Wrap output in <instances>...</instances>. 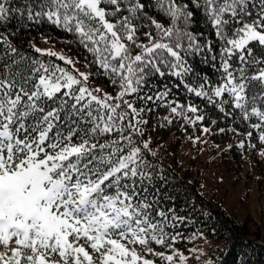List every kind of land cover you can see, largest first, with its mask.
I'll return each instance as SVG.
<instances>
[{"label": "snow or ice", "instance_id": "obj_1", "mask_svg": "<svg viewBox=\"0 0 264 264\" xmlns=\"http://www.w3.org/2000/svg\"><path fill=\"white\" fill-rule=\"evenodd\" d=\"M20 28H44L49 46L15 41ZM153 112L160 126L239 134L236 146L264 157L252 139L264 145V0H0V264H187L203 253L176 246L205 231L185 234L196 218L167 202ZM236 259L248 264V246Z\"/></svg>", "mask_w": 264, "mask_h": 264}, {"label": "trees", "instance_id": "obj_2", "mask_svg": "<svg viewBox=\"0 0 264 264\" xmlns=\"http://www.w3.org/2000/svg\"><path fill=\"white\" fill-rule=\"evenodd\" d=\"M8 26L18 27L15 19ZM194 30H203V25L199 23V15ZM44 31V28H41L39 32L34 29L20 28L13 35V39L22 45H27L30 40L39 42L43 40L39 33ZM51 31L54 33V40L63 35L56 29ZM55 44L64 47L58 40ZM75 52L76 50L73 49L70 53L75 55ZM196 63L199 70L212 73L210 64H201L198 59ZM94 83L111 91L106 79L94 78ZM195 99L204 103L199 98ZM166 111V108L160 109L161 113ZM211 114L221 115L215 108L211 109ZM152 117L153 119L147 125V134L153 138L151 146L157 152L156 159L165 165L166 176L170 178L163 192H166L169 197H175L174 200L169 199L167 202L175 204L180 215H191L196 218L197 222L192 225H187L185 221L187 226L185 234L197 228L205 231L204 237L197 236L191 241L177 243L176 246L187 249L189 245L206 238L214 242L215 252L211 256L219 261V264H240L236 259L238 253L242 246H248V264H264V221L258 223L252 220L253 218L247 214L248 211H245V207H242L245 211L244 216L240 217L238 214L240 210L237 208H240L243 203L237 207H230L227 206L225 198V195L232 193L238 199H243L246 198V190L264 187V157L255 149L249 150L247 145L241 150L235 144L236 136L239 134L231 131L201 134L198 125L193 128L192 125L186 124L181 128L180 123L174 120L171 124L165 122L163 126H160L158 123L160 117L156 112L152 113ZM253 120H255L254 117ZM226 121L234 123L241 132L248 130L247 125L239 120L232 121L231 118L226 117ZM204 122L210 123L211 120L209 118ZM223 126H225L224 121H218L215 125L216 128ZM252 131L256 148L264 146L256 139L255 130ZM190 136H199L202 142L194 143ZM229 143L233 145L230 149L225 147ZM219 173L231 177L230 181L227 183L225 178L226 182L222 188L218 186L220 189L216 186L210 189L204 187L208 177L222 182L223 179L219 177ZM242 187L244 189L240 191ZM236 192L239 194H235ZM205 210L208 213L207 216L204 215ZM213 228L217 231L213 232Z\"/></svg>", "mask_w": 264, "mask_h": 264}, {"label": "rangeland", "instance_id": "obj_3", "mask_svg": "<svg viewBox=\"0 0 264 264\" xmlns=\"http://www.w3.org/2000/svg\"><path fill=\"white\" fill-rule=\"evenodd\" d=\"M36 44H38L41 47H47L49 46V43L45 40H41L39 42H35ZM55 47L57 49L62 48L60 45L55 44ZM71 54V53H69ZM72 55V54H71ZM82 67V66H81ZM217 174V173H215ZM213 176H216V175ZM211 175V176H212ZM219 177H221L223 179V181H219L218 179H210V177H208V180L206 182H204V187H207L208 189L212 188V186H216V188H219L218 186H222L225 184V182L227 181V183L230 181L231 177H228L226 174L223 175L221 173H219ZM226 178V181H225ZM220 189V188H219ZM244 188L242 187L240 189L243 190ZM247 194H246V198H239L235 197V195H233L232 193H229L227 196L225 195L226 198V202H227V206L230 207H237L240 205V203H243V205L245 206H240V208H237L238 210H240L238 212V214L240 215V217L244 216V212L248 211V215L250 216V218H253L252 220L258 222V223H263L264 221V187L255 189V188H250L248 190H246ZM235 194H239L238 192H236ZM229 207V208H230ZM242 207H245V211L242 209ZM191 247H195V248H203L204 252L203 253H193L192 257H190L188 259L187 264H202V261L207 259L208 256H211L212 253L215 252L214 249V242L204 238L201 241H199L196 244L193 245H189ZM188 246V247H189ZM187 247V248H188ZM197 255H199V259H197Z\"/></svg>", "mask_w": 264, "mask_h": 264}]
</instances>
